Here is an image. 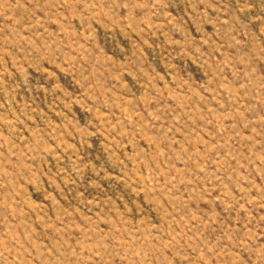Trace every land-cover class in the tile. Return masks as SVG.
<instances>
[{
	"label": "rangeland",
	"instance_id": "rangeland-1",
	"mask_svg": "<svg viewBox=\"0 0 264 264\" xmlns=\"http://www.w3.org/2000/svg\"><path fill=\"white\" fill-rule=\"evenodd\" d=\"M0 264H264V0H0Z\"/></svg>",
	"mask_w": 264,
	"mask_h": 264
}]
</instances>
